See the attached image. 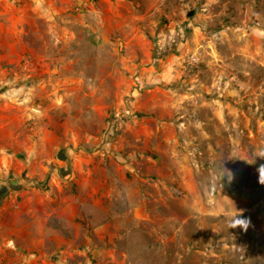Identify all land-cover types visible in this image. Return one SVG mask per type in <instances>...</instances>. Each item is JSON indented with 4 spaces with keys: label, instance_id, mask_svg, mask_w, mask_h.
Segmentation results:
<instances>
[{
    "label": "rangeland",
    "instance_id": "1",
    "mask_svg": "<svg viewBox=\"0 0 264 264\" xmlns=\"http://www.w3.org/2000/svg\"><path fill=\"white\" fill-rule=\"evenodd\" d=\"M261 151L264 0H0V264H264Z\"/></svg>",
    "mask_w": 264,
    "mask_h": 264
},
{
    "label": "clouds",
    "instance_id": "2",
    "mask_svg": "<svg viewBox=\"0 0 264 264\" xmlns=\"http://www.w3.org/2000/svg\"><path fill=\"white\" fill-rule=\"evenodd\" d=\"M257 159L264 160V151L258 152L256 154V161ZM249 163L248 161H246ZM258 173V182L262 185H264V164H260L259 167L256 169ZM228 175H225L224 177H227L228 182L231 183L233 180V174L231 171L227 170ZM250 220L244 218V212L242 209H236V214L233 218V222L231 223V227L233 228H240L244 231H247L248 227L250 226Z\"/></svg>",
    "mask_w": 264,
    "mask_h": 264
},
{
    "label": "crops",
    "instance_id": "3",
    "mask_svg": "<svg viewBox=\"0 0 264 264\" xmlns=\"http://www.w3.org/2000/svg\"><path fill=\"white\" fill-rule=\"evenodd\" d=\"M8 8H9V7H8ZM2 13H3V15H7V14H8L7 11H3Z\"/></svg>",
    "mask_w": 264,
    "mask_h": 264
}]
</instances>
